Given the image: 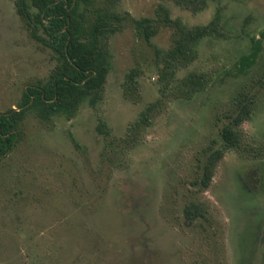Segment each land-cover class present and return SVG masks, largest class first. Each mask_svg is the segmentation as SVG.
Returning a JSON list of instances; mask_svg holds the SVG:
<instances>
[{"label": "rangeland", "instance_id": "374dc122", "mask_svg": "<svg viewBox=\"0 0 264 264\" xmlns=\"http://www.w3.org/2000/svg\"><path fill=\"white\" fill-rule=\"evenodd\" d=\"M14 3L0 0V112L55 66ZM161 5L188 28L218 18L173 79L160 77L156 52L173 47L174 23L148 43L132 22L157 23ZM110 11L127 19L109 41L102 100L82 103L72 119L28 116L23 140L0 160V264H264V0H208L194 10L117 0ZM189 75L201 77L199 87L183 83ZM245 95L254 106L241 145L200 192L190 181L223 148L226 115ZM191 190L205 213L192 222L183 216Z\"/></svg>", "mask_w": 264, "mask_h": 264}, {"label": "trees", "instance_id": "16d2710c", "mask_svg": "<svg viewBox=\"0 0 264 264\" xmlns=\"http://www.w3.org/2000/svg\"><path fill=\"white\" fill-rule=\"evenodd\" d=\"M116 1L106 0L102 6L93 7L92 0H15L16 12L31 38L50 50L55 66L46 83L29 85L23 90L17 108L0 112V160L23 140V124L28 116L34 115L44 123L56 116L72 119L82 103L88 102L95 107L102 100L111 67L109 41L122 30V22L127 19V14L110 11ZM158 1H171L182 8L194 10L205 5L208 0ZM159 12L157 23L150 18L132 22L137 36L148 43L158 34L160 27L174 23L173 47L168 51L156 52L163 65L160 77L173 79L176 70L186 67L193 59L190 55L193 42L217 31L218 18L205 27L188 28L179 20H172L166 7L161 5ZM248 62L247 57H242L240 64ZM136 74L138 72L133 70L128 75L134 86ZM200 81V76L189 75L183 83L199 87ZM234 106V111L226 115L228 122L220 130L223 148L209 153L201 173L190 181V186L200 192L210 187L224 153L240 147V126L250 117L254 99L245 95ZM150 109L151 106L146 111ZM146 120L145 112L141 121ZM204 214L203 203L197 193L191 190L183 208V216L192 222L203 219Z\"/></svg>", "mask_w": 264, "mask_h": 264}, {"label": "flooded vegetation", "instance_id": "af4514ba", "mask_svg": "<svg viewBox=\"0 0 264 264\" xmlns=\"http://www.w3.org/2000/svg\"><path fill=\"white\" fill-rule=\"evenodd\" d=\"M254 205H255V204H254ZM263 223H264V220H263ZM253 236H254V238L250 239V240H251V242H250V245H251V246H253V244L256 245V240H257V239H255V232H254ZM257 241H259V240H257ZM240 246H241V245H240ZM245 248L247 249L246 246H245ZM241 250H244V245H242V249H241Z\"/></svg>", "mask_w": 264, "mask_h": 264}]
</instances>
